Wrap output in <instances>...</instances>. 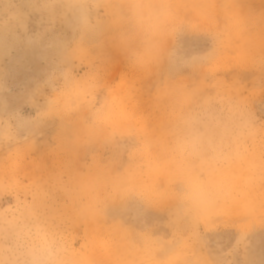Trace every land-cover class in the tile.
Returning a JSON list of instances; mask_svg holds the SVG:
<instances>
[{"label":"rangeland","instance_id":"obj_1","mask_svg":"<svg viewBox=\"0 0 264 264\" xmlns=\"http://www.w3.org/2000/svg\"><path fill=\"white\" fill-rule=\"evenodd\" d=\"M0 264H264V0H0Z\"/></svg>","mask_w":264,"mask_h":264}]
</instances>
